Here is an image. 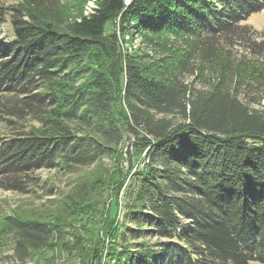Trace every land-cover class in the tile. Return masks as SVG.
I'll return each instance as SVG.
<instances>
[{
    "label": "trees",
    "instance_id": "obj_1",
    "mask_svg": "<svg viewBox=\"0 0 264 264\" xmlns=\"http://www.w3.org/2000/svg\"><path fill=\"white\" fill-rule=\"evenodd\" d=\"M94 3L0 2V188L86 168L52 205L0 208V264H87L107 238L103 264H264V35L244 22L264 0ZM126 176L122 219L72 242Z\"/></svg>",
    "mask_w": 264,
    "mask_h": 264
},
{
    "label": "rangeland",
    "instance_id": "obj_2",
    "mask_svg": "<svg viewBox=\"0 0 264 264\" xmlns=\"http://www.w3.org/2000/svg\"><path fill=\"white\" fill-rule=\"evenodd\" d=\"M0 2H11V0H0ZM63 7L66 11H68L70 19L72 17H79V14H85L86 12H90L94 6V0H62ZM246 24L251 25L256 31L264 35V8L261 11L252 13L245 21ZM116 23H108L106 25V32H110L114 29L117 31L119 28ZM0 36L6 39H10L12 37V31L9 23H5L0 29ZM139 38L137 36H133L132 43H123L121 49L128 50L131 49L132 46L137 45ZM137 42V43H136ZM131 45V47H130ZM152 54V49L149 50ZM188 80H192L194 85L200 87V81H195L196 79L193 77H188ZM263 104V101L262 103ZM141 156L135 157L134 164H137L140 161ZM108 162V159H104ZM125 168L127 164L125 163ZM86 168H80L71 173H66L64 170H39L37 174L40 178V182L38 183V187L35 190L30 191L26 194H21L18 192H14L11 190H4L0 188V208L2 209H41L45 206L52 205L58 200L62 194L67 192L69 188L72 186V183ZM126 175H128L126 173ZM130 188V183L128 182V177L124 178L120 184H115L114 187L110 188L105 194L104 200L106 201V208L103 210L101 206L100 211L95 212L93 207H89L84 210V213L77 217V221L74 222L73 227L69 230V234H71V240L74 242L76 240L75 236H80L82 238V243L88 246V242L90 243L89 232L86 226H90L92 228L95 221L96 228L99 231V234H102V229L104 226V222L112 221V227L122 219V207L124 202L127 199L128 192ZM111 195V196H110ZM102 220V221H101ZM74 238V239H73ZM9 242V241H8ZM6 243L3 248L4 253L11 254V242ZM106 247L102 253L98 255L97 258L94 257V254H90L87 258V264H103L107 260V243L108 238L105 239ZM52 256V252L44 251L41 254L37 255L32 263L43 264L44 260L50 258ZM11 260V259H10ZM54 264H81V260L78 259L74 255H70L67 253L57 254L54 258ZM252 264H260V263H252Z\"/></svg>",
    "mask_w": 264,
    "mask_h": 264
},
{
    "label": "built area",
    "instance_id": "obj_3",
    "mask_svg": "<svg viewBox=\"0 0 264 264\" xmlns=\"http://www.w3.org/2000/svg\"><path fill=\"white\" fill-rule=\"evenodd\" d=\"M129 1H130V0H125V3H129ZM94 7H95V3H94L93 8H94ZM93 8L91 9L90 12H92ZM90 12H86L85 15L88 14V13H90ZM124 39H125V40L129 39V35H125V36H124ZM127 43L129 44V42H125V44H127ZM128 50L130 51L131 49L129 48Z\"/></svg>",
    "mask_w": 264,
    "mask_h": 264
}]
</instances>
